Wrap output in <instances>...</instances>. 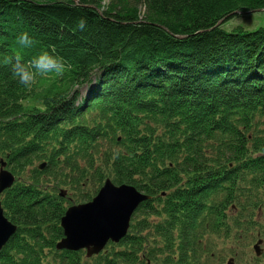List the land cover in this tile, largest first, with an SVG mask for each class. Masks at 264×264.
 I'll use <instances>...</instances> for the list:
<instances>
[{
  "label": "trees",
  "instance_id": "16d2710c",
  "mask_svg": "<svg viewBox=\"0 0 264 264\" xmlns=\"http://www.w3.org/2000/svg\"><path fill=\"white\" fill-rule=\"evenodd\" d=\"M102 1L0 0V53L28 32L25 62L55 47L66 64L27 88L0 63V159L17 178L0 202L18 226L0 264H221L223 241L243 264L264 241V28L222 22L264 0ZM107 179L152 199L99 256L58 251L68 207Z\"/></svg>",
  "mask_w": 264,
  "mask_h": 264
},
{
  "label": "water",
  "instance_id": "95a60500",
  "mask_svg": "<svg viewBox=\"0 0 264 264\" xmlns=\"http://www.w3.org/2000/svg\"><path fill=\"white\" fill-rule=\"evenodd\" d=\"M45 165H41L40 169H44ZM15 182L16 176L8 169L7 162L0 159V197ZM60 195L66 197L67 191L62 190ZM150 199V196L134 186H117L108 179L91 202L67 210L61 220L64 238L57 244V250H86L89 258L99 255L110 242L120 243L128 235L134 213L142 203ZM17 231L18 226L5 216L0 202V253ZM263 243V240H259L254 245L257 257L264 253ZM228 264H235L234 259H230Z\"/></svg>",
  "mask_w": 264,
  "mask_h": 264
},
{
  "label": "clouds",
  "instance_id": "9594fccd",
  "mask_svg": "<svg viewBox=\"0 0 264 264\" xmlns=\"http://www.w3.org/2000/svg\"><path fill=\"white\" fill-rule=\"evenodd\" d=\"M85 25L86 20L80 19L77 27L83 30ZM34 44L35 41L29 33L23 32L17 38L19 49L16 54L6 55L0 53V63L11 65L13 77L27 88H31L37 82V77H47L50 74L63 75L66 70L64 58L54 54L55 47L52 48L51 52L44 50L25 62L22 52L32 48Z\"/></svg>",
  "mask_w": 264,
  "mask_h": 264
},
{
  "label": "rangeland",
  "instance_id": "374dc122",
  "mask_svg": "<svg viewBox=\"0 0 264 264\" xmlns=\"http://www.w3.org/2000/svg\"><path fill=\"white\" fill-rule=\"evenodd\" d=\"M111 0H103L102 1V7L101 11H106L109 9ZM145 8H140V16L141 18L144 17ZM223 28L226 31H233L237 27H243L247 31H255L259 28H264V10L256 11V12H250V13H239L238 16H236L234 19L229 20L226 22L223 21ZM224 242V241H223ZM223 242H221L217 247L216 251L218 255L222 258L224 262H221V264H228V260L231 258L230 256V246L231 243H228L226 248L223 249ZM256 242H252L247 248H245V255H244V262L243 264H264V260L261 259L263 262L256 263L255 262V255L253 251V246ZM264 247V245H263ZM242 249V246H241ZM241 249L239 251H241ZM235 263L237 262L236 259L234 260Z\"/></svg>",
  "mask_w": 264,
  "mask_h": 264
},
{
  "label": "flooded vegetation",
  "instance_id": "af4514ba",
  "mask_svg": "<svg viewBox=\"0 0 264 264\" xmlns=\"http://www.w3.org/2000/svg\"><path fill=\"white\" fill-rule=\"evenodd\" d=\"M166 197V196H165Z\"/></svg>",
  "mask_w": 264,
  "mask_h": 264
}]
</instances>
